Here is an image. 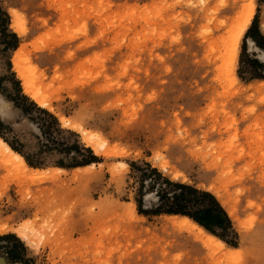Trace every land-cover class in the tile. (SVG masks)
<instances>
[{
	"label": "rangeland",
	"instance_id": "obj_1",
	"mask_svg": "<svg viewBox=\"0 0 264 264\" xmlns=\"http://www.w3.org/2000/svg\"><path fill=\"white\" fill-rule=\"evenodd\" d=\"M0 7L9 18L0 20L3 136L42 161L36 168L69 163L64 146L43 133L51 121L45 109L75 133H64L65 143L78 141L99 160L41 179L0 172L4 264H264L261 0H0ZM11 10L22 30L13 29ZM18 48L47 107L25 92L13 61ZM146 163L212 192L239 234L237 246L225 243L239 251L215 255L195 244L172 226L174 214L152 212L154 194L144 196L141 213L133 164ZM25 224L37 230L35 246L15 233Z\"/></svg>",
	"mask_w": 264,
	"mask_h": 264
},
{
	"label": "trees",
	"instance_id": "obj_2",
	"mask_svg": "<svg viewBox=\"0 0 264 264\" xmlns=\"http://www.w3.org/2000/svg\"><path fill=\"white\" fill-rule=\"evenodd\" d=\"M2 15L6 16L5 19H2V22H8L9 18L7 13L0 7V20ZM6 29L7 28L1 27L2 36L5 35ZM10 35H12L14 39H17L15 33H10ZM252 37L255 39L254 36ZM22 98L26 101H30L29 97L26 95L22 94ZM30 104L36 106V103L33 101H30ZM23 110L26 111V108H23ZM42 110L51 118L50 122H46L47 124L45 123L46 128H44L43 133H45L49 139L51 138L53 143L63 145L64 147L61 150H64L71 160L69 163H65L62 159L56 163L58 166L77 167L89 165L99 161L98 157L94 155L91 148L82 146L78 141H75L70 145L65 143L64 133H75L70 130L63 129L59 123V120L53 118L52 113L45 109ZM2 124L3 122L0 118V125ZM53 134L57 135V137L60 136V141L58 139H54ZM0 136L5 138L1 130ZM5 140L14 150L18 151L24 156L29 165L38 167L42 164V161L39 159H31L29 155H27L22 149L15 146L6 138ZM72 150H75L79 155H81V157H71L68 153H70L69 151ZM145 166L146 167H141L133 164L134 169L138 171L139 194L141 195V198L138 199V204L139 211L141 213L145 212L143 210L144 196L146 194H154L157 197L158 206L152 211L153 213H167L187 216L205 228V230L207 229L209 232H211V234L224 240L226 243L232 246L238 245L236 239L238 238L239 234L234 227L233 221L223 205L212 192L200 189L189 183L174 181L163 175V173L158 168L152 167V165L149 163H146ZM154 185L155 187H153ZM217 228L221 231L218 232Z\"/></svg>",
	"mask_w": 264,
	"mask_h": 264
},
{
	"label": "bare ground",
	"instance_id": "obj_3",
	"mask_svg": "<svg viewBox=\"0 0 264 264\" xmlns=\"http://www.w3.org/2000/svg\"><path fill=\"white\" fill-rule=\"evenodd\" d=\"M10 13L12 15L13 25H15V27L18 30H22L21 29V23L19 21L18 16L13 15V13H16V11L11 10ZM244 16L245 17H243V21H241V24H240L241 26L239 28V30L241 29V27L245 28L243 36L245 35L246 31L250 27V25L253 21V18L255 16L254 7H251L249 9L248 13L245 14ZM245 21L248 22L246 27H245ZM234 37H236V36H234ZM231 46H232L233 51L235 53H237L239 45L236 44L235 39L233 41V45H231ZM21 49L16 50V53L14 55L15 56L13 58L14 59L13 60L14 65H15L14 67L18 71L19 77H21L23 79V85L25 88V92L29 96H31V98L33 100H35L40 106L45 107V105L48 104L49 100H48L47 96L43 93V89L38 87L35 84L34 80L28 74V67L26 65L29 63L28 62L25 63V61H23V59L21 58V56L23 55V54L20 55ZM85 139L88 141V143H89L88 145H90V142L93 141V136L92 135H86ZM99 142H100V140L99 141L96 140L97 144H99ZM100 143H102V142H100ZM93 166H95V163H92V164H89V165H86L83 167H77L75 170H76V172H82L85 170H89ZM11 168L14 169L15 174L17 176H19L23 179H37L41 176L43 177V175L44 176L48 175L49 173H52V176H54L55 174H53V172L54 173H60V172L62 173V172L66 171V169L64 167H55L52 169L45 170V169H40V168L30 166L27 163V161L25 160L24 156L22 154H20L18 151L14 150L9 145V143L6 142L0 136V172H2V171L5 172L4 170L8 171L4 175V177L7 178V177L13 175L11 172L13 170ZM14 171H13V173H14ZM176 177L177 176H175V179H176ZM41 178H39V179H41ZM183 181H185V180H183ZM134 214L137 215L135 210H134ZM169 218H170L169 220L172 222V226L174 228H176L178 230H183V231L185 230L186 232H189L193 236L192 239L194 240L195 244H199L201 247H203L204 249H206L208 251L213 250L216 253L215 255H217V253L219 254L221 252L222 253L221 255L223 256V253L224 254H232V253L239 251V249L237 247L227 246L225 241H223L222 239L218 238L217 236L211 234L210 232L205 230V228H203L201 225H199L197 222L193 221L192 219H190L187 216L173 215V216H170ZM5 230H6L5 227L0 228V232H4ZM15 233H17L18 236L20 238H22L23 240L28 241V243L30 245L35 246L37 244V241L34 237V235L37 234V230L32 225L25 224V225L17 228ZM36 247H38V245ZM0 264H4V263L0 260Z\"/></svg>",
	"mask_w": 264,
	"mask_h": 264
},
{
	"label": "snow or ice",
	"instance_id": "obj_4",
	"mask_svg": "<svg viewBox=\"0 0 264 264\" xmlns=\"http://www.w3.org/2000/svg\"><path fill=\"white\" fill-rule=\"evenodd\" d=\"M261 3H264V0H261ZM13 15H17V13H13ZM248 22L245 21V27L247 26ZM257 27H259V17H257ZM13 29H15V25H13ZM245 31L244 27H241V29L236 33V44L239 45L241 37L243 36ZM244 43H245V48H244V52H245V56H248L249 59H251V56H249V49L252 47L251 43L248 41V39L245 37L244 39ZM260 47L262 49H264V44L260 45ZM257 63H260L261 66H264V52H257ZM11 67V65L9 64V68ZM45 107H47V105H45ZM53 118L54 119H58L57 117H55V113H53ZM90 151V149H89ZM180 177H176V179H179ZM155 187V185L153 186Z\"/></svg>",
	"mask_w": 264,
	"mask_h": 264
}]
</instances>
